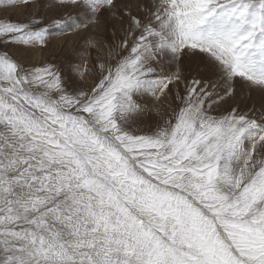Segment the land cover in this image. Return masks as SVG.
<instances>
[{"label": "snow or ice", "instance_id": "snow-or-ice-1", "mask_svg": "<svg viewBox=\"0 0 264 264\" xmlns=\"http://www.w3.org/2000/svg\"><path fill=\"white\" fill-rule=\"evenodd\" d=\"M36 8L0 43L87 48L72 76L0 52V264H264V0Z\"/></svg>", "mask_w": 264, "mask_h": 264}, {"label": "rangeland", "instance_id": "rangeland-1", "mask_svg": "<svg viewBox=\"0 0 264 264\" xmlns=\"http://www.w3.org/2000/svg\"><path fill=\"white\" fill-rule=\"evenodd\" d=\"M49 0H36L35 4H29L27 6H17V7H8V8H0V18L7 16L13 22H25L34 12H37L36 4H44L47 5ZM63 10H54V11H39V15L45 18V22L48 20L59 17L62 15ZM103 39L106 41L113 40V29L111 25H109L104 30ZM65 40L67 42L65 43ZM87 48V39L83 37V34L80 35H71L65 37L63 35H56L51 41L48 43L47 47L40 49H34L31 51H26L23 48H17L13 45H7L0 43V52H8L14 59L25 63L26 65H43L45 63H57L60 64L62 68H64L65 72L72 76L73 74L70 72L68 68L69 61L77 62L81 58V54L85 53ZM73 49H79V53L74 57L72 55ZM97 57V53L95 51L89 50V62L90 65L95 61ZM187 63V61H186ZM181 90L182 87H181ZM241 93L243 97H247L248 93L246 90H240L238 92V102L240 106L243 108L247 103L249 106L251 105V101H247L246 99L240 98ZM255 96V93H253ZM149 104L151 101H148ZM259 101L257 100V105ZM229 105H224L223 107L226 109ZM158 117L155 114H151L143 118V127L145 130H148L150 127L154 126L157 122Z\"/></svg>", "mask_w": 264, "mask_h": 264}]
</instances>
